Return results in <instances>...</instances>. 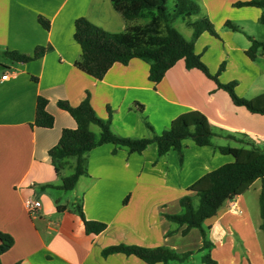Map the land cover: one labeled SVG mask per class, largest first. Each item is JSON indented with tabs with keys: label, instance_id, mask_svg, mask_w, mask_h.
I'll return each mask as SVG.
<instances>
[{
	"label": "crops",
	"instance_id": "0c3cea01",
	"mask_svg": "<svg viewBox=\"0 0 264 264\" xmlns=\"http://www.w3.org/2000/svg\"><path fill=\"white\" fill-rule=\"evenodd\" d=\"M194 1L200 14L192 16L191 22L207 18L219 37L203 32L194 42L195 53L211 73L225 62L220 82L236 81V94L249 97L246 93L264 79V52L255 61L245 55L251 46L248 37L255 40L252 30L261 25L260 9L235 6L251 0ZM38 17L48 21V30ZM79 18L110 33L125 28L110 0H0V57L6 59H0V232L14 239L12 248L1 255V264H148L134 255H103L105 249L118 245L163 247L179 255L203 251L216 264L224 256L229 264H264L260 216L253 220L246 194L226 201L215 217L202 224L207 249L198 229L182 235L184 227H172L165 218L181 213L180 199L192 195L189 186L233 161L218 150L232 146L230 142H245L233 134L250 135L260 147L264 116L235 106L226 92L197 69L187 70L182 60L155 86L148 79L149 64L138 58L126 65L114 63L101 80L88 76L74 66L81 54L73 39ZM226 22L237 30L225 28ZM185 26L190 40L192 29ZM37 47L45 53L27 63L13 62L2 54L9 50L33 55ZM5 73L10 75L8 80L1 79ZM257 89L262 92L248 99L264 93L263 86ZM38 97L47 101L46 111L54 118L50 129L34 126ZM86 97L97 117L110 119L112 132L123 138L151 137L144 121L158 135L179 115L199 111L210 124L213 145L200 147L184 139L180 159L175 150L158 158L154 143L140 154L102 144L86 154L85 174L69 190L76 192L74 201L64 204L61 194L66 191L57 188L65 178L61 170L74 172L75 160L65 159L57 173L48 151L58 143L61 132L75 129L76 123L57 102L76 107ZM90 131L98 140L99 127L91 124ZM28 198L41 204L33 219L23 207ZM78 203L85 219L106 225L103 232H85L75 211Z\"/></svg>",
	"mask_w": 264,
	"mask_h": 264
},
{
	"label": "trees",
	"instance_id": "16d2710c",
	"mask_svg": "<svg viewBox=\"0 0 264 264\" xmlns=\"http://www.w3.org/2000/svg\"><path fill=\"white\" fill-rule=\"evenodd\" d=\"M170 1L171 12L168 11V0H110L113 9L125 22L124 31L120 33L104 31L84 18L77 19L74 23L73 39L80 47L81 54L74 66L88 76L101 80L114 63L126 65L131 59L138 58L149 64L148 79L155 86L170 68L182 60L187 70L197 69L211 80L217 89L226 92L235 106L243 107L251 114L264 116V93L251 99L238 96L235 92L236 81L222 83L219 80L220 74L225 70V62L220 64L216 73H211L202 62L201 56L195 53L194 42L203 32L219 38L207 18L202 17L198 21L191 22L192 16L200 14V6L194 0ZM235 6L260 9L258 22L264 26V0L238 2ZM178 18L185 21L186 25L192 29L190 40H186L174 28L173 23ZM38 23L48 30L47 20L38 17ZM225 28L237 30L230 22L225 23ZM248 38L251 46L245 51V55L251 61H255L264 52V42ZM44 53L43 47H37L33 55L9 50L2 54L13 62L27 63L40 58ZM46 105L47 101L44 98H37L35 127L52 128L54 118L46 111ZM57 106L69 113L76 123L75 129H64L58 143L48 151L57 173L65 164V159L75 160L74 172L62 179V184L57 187L60 190L69 191L74 188L78 178L85 174L86 154L102 144L109 143L117 148H125L129 153L140 154L149 144L154 143L158 158L164 156L169 150H175L180 159L182 158L181 142L184 139H191L200 147L213 145L214 134L210 124L206 116L199 111H188L179 115L172 120L167 130L158 135L154 134L152 127L144 121L152 136L132 139L114 134L110 128V119L104 121L97 117L88 97L76 107H71L65 101H58ZM140 112H142L141 106ZM91 124L100 129L98 140L90 131ZM238 142L242 146L218 147L221 154L231 156L233 161L203 175L189 186L187 190L192 195H185L180 199L181 213L165 215L169 222L184 227L182 235H186L191 229H198L203 239V249H207L209 243L205 241L202 224L215 217L226 201L244 195L258 180L260 181L258 205L261 221L259 229L264 236V148L243 141ZM58 209L64 210L65 207H58ZM75 211L80 216L87 234H99L105 230V224L85 219L80 203L75 206ZM13 245V237L0 232V257ZM114 253L134 255L148 264L157 262L166 264L170 261L182 263L192 254L188 252L179 255L163 247L148 249L124 245L112 246L103 251L104 256ZM202 260L205 264H216L209 253Z\"/></svg>",
	"mask_w": 264,
	"mask_h": 264
},
{
	"label": "rangeland",
	"instance_id": "374dc122",
	"mask_svg": "<svg viewBox=\"0 0 264 264\" xmlns=\"http://www.w3.org/2000/svg\"><path fill=\"white\" fill-rule=\"evenodd\" d=\"M167 7H168V11L171 12L172 10V3L170 0H168L167 3ZM173 26L176 30H178L182 36H184L185 38H187L189 40V37H187V31L188 28H186L185 26V21H183L181 18H178L176 21H174ZM254 30V29H253ZM252 30V35L255 36V40L259 41V42H264V26L263 25H257L255 26V31ZM1 60H6L5 58H1ZM261 85L258 84L257 88L259 86H263L264 87V79H262L260 81ZM254 89V90H249L246 94L247 96L251 97L254 96L255 94H259L260 92H262L260 89ZM249 97H244V98H249ZM94 134L97 136L98 135V128L95 127V131ZM234 136L241 138L242 140H244L245 142H249L250 144H254V141H258L256 138L250 136V135H246V134H242V133H238V134H233ZM229 142V140H226V143ZM230 144L232 146H236V147H240L242 146L241 144H235L233 142H230ZM264 147V142L260 143V148ZM70 160V159H67ZM73 173L72 170H68V169H63L61 170V175L62 177H68ZM259 189H260V181L258 180L257 182H255V184L245 193V200L247 202V206L249 208V212L253 218V220L256 222L257 220H259V205H258V193H259ZM76 192L74 191H66V192H62L61 194V202L62 203H66L67 201H69V205L72 204V202L74 201V197ZM172 227H175V225L173 224ZM207 254V252H203V251H193V254L191 255V257L189 258V260H185L184 262L186 264H205L202 262V258ZM249 259H251L253 261V258L250 256ZM239 260H242L241 257L239 256ZM247 261V260H246ZM219 264H229V259L224 256L222 257L221 261Z\"/></svg>",
	"mask_w": 264,
	"mask_h": 264
},
{
	"label": "built area",
	"instance_id": "2783aa9c",
	"mask_svg": "<svg viewBox=\"0 0 264 264\" xmlns=\"http://www.w3.org/2000/svg\"><path fill=\"white\" fill-rule=\"evenodd\" d=\"M9 74L5 73L2 75L1 79L2 80H8L9 79ZM23 207L26 210L27 214L29 215L30 218H35L37 216L38 210L41 207V204L39 201H36L34 199L28 198L23 201Z\"/></svg>",
	"mask_w": 264,
	"mask_h": 264
}]
</instances>
